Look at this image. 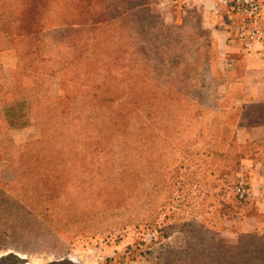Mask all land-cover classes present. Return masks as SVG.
<instances>
[{"label":"rangeland","instance_id":"obj_1","mask_svg":"<svg viewBox=\"0 0 264 264\" xmlns=\"http://www.w3.org/2000/svg\"><path fill=\"white\" fill-rule=\"evenodd\" d=\"M208 2L0 0L8 50L0 61V256L16 253L26 264L67 257L79 264L153 257L159 264H189L185 247L181 258L165 254L170 244L210 239L197 221L204 214L201 220H221L217 249L234 253L242 243L260 257L252 252L264 249V163L258 143L245 141L256 122L240 114L244 91L233 85L235 59L244 50ZM36 5L47 9L41 25L56 24L39 34L43 55L24 54L26 40H10L4 31V20L19 19L10 8ZM89 46L99 51L94 63L82 58L58 73L67 58L89 54ZM110 52L120 56V78L109 90L111 77L99 60ZM75 96L93 107L145 102L153 108L166 98V113L175 111L171 128L153 131L152 163L135 174L133 187L120 183L122 194L88 186L92 175L105 179L98 169L103 164L90 165L88 175L72 165L90 164L85 132L75 129L56 142L54 118ZM141 111L134 120L147 118ZM242 176L261 183L247 204L235 195ZM254 212L260 221L249 234L246 216ZM182 225L190 228L182 231Z\"/></svg>","mask_w":264,"mask_h":264},{"label":"trees","instance_id":"obj_2","mask_svg":"<svg viewBox=\"0 0 264 264\" xmlns=\"http://www.w3.org/2000/svg\"><path fill=\"white\" fill-rule=\"evenodd\" d=\"M46 11V8H40L38 5L35 7L28 6L21 10L13 7L9 9V12L12 15H16L20 20L15 18L12 21L4 20L6 29L4 31L7 33V36L10 37V40H22L23 42L26 40V52H24V54L43 55L45 53L44 43L40 40L39 34L41 31H45L56 25L50 24L47 26L40 24L41 21H43V16ZM31 16L33 17L31 18ZM0 32L2 34V47L6 50L5 36L1 30ZM41 36L43 35L41 34ZM88 48L89 54L84 57L82 54L88 53V50H84L75 59L67 58L64 60L61 65L66 64V66L59 68L58 73H64L67 66L70 64L76 65L77 63L75 61H81L82 58H88L94 63L95 59L92 55L93 53L97 54L99 51L97 48H90V46ZM108 57L110 58H100L101 60L99 61L106 66V76L111 77L109 83H111L112 87H109L110 90L118 87L116 81H118V77L120 78V56L118 53L110 52ZM63 79L64 76H62V80ZM105 81H107V79H105ZM100 88L101 87L97 86L96 92ZM118 92L119 89H116L115 93ZM75 98L76 100H74ZM74 99L71 103H65L61 109V114H57L54 118V123L58 130L56 142L61 140L64 141L68 136L71 137L75 129H81L82 132H85L86 141L84 145L89 150V153L92 154L89 158H86L85 161H88L90 164L72 165L76 166L75 168L77 169H82L83 173L86 174L87 170L92 167L90 165L103 164L104 166H98V169L100 173L105 174V179L100 180L97 176L92 175L90 176L88 186L103 187L101 190L102 194H110L112 192H120V194H122L124 186L120 185V183H127L129 186L133 187L135 174L144 169L145 165L152 163L153 131L156 128L159 131L166 132L167 128H171L172 122L169 116L175 111L172 110V112L166 113V111L169 110L166 98L159 103H154L155 107L153 108V105L150 108L145 107V104H147L145 102H132L122 107H120V102L114 105L111 104L114 102H108L106 105L95 103L93 107L92 104L88 106L79 104L80 100H78L76 96ZM258 106L260 105L243 104L238 110L240 114L244 112L248 119L254 120L259 116V113H261L259 111H261L262 107L260 106L261 108L257 110L256 108ZM84 110L91 111V113H89L91 115H83ZM140 110H142L141 112H146V115H148L147 118L140 117L138 120H134L133 114ZM153 114L155 115L153 116ZM43 118L42 122L45 125L50 122V119ZM248 138L249 137H246L245 140L248 144H257L259 141ZM105 170L107 171L105 172ZM105 183H107V185ZM237 200L244 204L249 203V201H242L238 197ZM203 216L204 214H201L197 217V221L201 225L200 230L202 233L210 232L212 236L210 235V239H206L205 236L201 239L202 237L200 235L194 242H185L183 247H185L189 264H264L263 246L260 248V251L254 250L252 252L259 255V258L252 256L251 252H248V246L242 243H240L239 250L234 253L231 251L227 252L226 249H217L215 247V241L219 233L223 230L221 220L219 217L214 218L213 221L201 220ZM246 217L247 220H251L253 219L252 217H254L257 221H260L259 215L256 212ZM179 228L184 229L182 231H187L190 226L182 225ZM253 232L255 231H247L249 234ZM157 239L158 238H156V240ZM256 246L257 245H254L252 248L255 249ZM246 257H249L250 260Z\"/></svg>","mask_w":264,"mask_h":264},{"label":"built area","instance_id":"obj_3","mask_svg":"<svg viewBox=\"0 0 264 264\" xmlns=\"http://www.w3.org/2000/svg\"><path fill=\"white\" fill-rule=\"evenodd\" d=\"M211 11L219 26L247 53L264 59V9L260 0H212ZM257 187L242 176L235 184V194L242 201H251Z\"/></svg>","mask_w":264,"mask_h":264},{"label":"crops","instance_id":"obj_4","mask_svg":"<svg viewBox=\"0 0 264 264\" xmlns=\"http://www.w3.org/2000/svg\"><path fill=\"white\" fill-rule=\"evenodd\" d=\"M208 1L211 8L212 0ZM260 1L264 9V0ZM243 50V54H240L235 59V69L238 78L233 83V85H235V88L244 91L242 98L245 105H260L262 107L261 114H259V116L253 120L256 123L252 125V131L250 133L251 135L248 134L246 137L258 138L259 141L257 145H259L260 153L262 154L261 163H264V59H261L257 55L247 53L245 49ZM7 51L8 50L3 49L2 47V34L0 32V61H2V56L4 53H7ZM252 218L255 219L254 217ZM253 219L248 220V225L250 227L249 231H255L256 227L258 226L259 221ZM170 247L171 249H169V251L165 254L166 258H168L169 255L174 257L180 254V258L183 256V254L185 255V252H183L185 251L183 249L184 247L179 245L173 246L172 244H170ZM151 260L153 261L148 262L147 260H141L136 262V264H146L147 262V264H159V262H156L157 260L154 257L151 258Z\"/></svg>","mask_w":264,"mask_h":264},{"label":"water","instance_id":"obj_5","mask_svg":"<svg viewBox=\"0 0 264 264\" xmlns=\"http://www.w3.org/2000/svg\"><path fill=\"white\" fill-rule=\"evenodd\" d=\"M27 259L23 256H20L16 253H9L3 256H0V264H22L26 263ZM50 264H79L77 260L72 258H64L51 262Z\"/></svg>","mask_w":264,"mask_h":264},{"label":"bare ground","instance_id":"obj_6","mask_svg":"<svg viewBox=\"0 0 264 264\" xmlns=\"http://www.w3.org/2000/svg\"><path fill=\"white\" fill-rule=\"evenodd\" d=\"M73 259V258H72ZM74 260V259H73ZM22 264H26V263H22Z\"/></svg>","mask_w":264,"mask_h":264}]
</instances>
